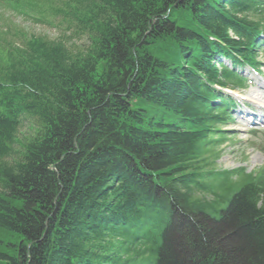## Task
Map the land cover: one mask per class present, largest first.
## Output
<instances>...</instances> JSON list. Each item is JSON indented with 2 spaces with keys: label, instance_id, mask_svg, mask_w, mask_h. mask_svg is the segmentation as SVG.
Instances as JSON below:
<instances>
[{
  "label": "trees",
  "instance_id": "1",
  "mask_svg": "<svg viewBox=\"0 0 264 264\" xmlns=\"http://www.w3.org/2000/svg\"><path fill=\"white\" fill-rule=\"evenodd\" d=\"M33 1L88 42L2 52L0 264H264V167L194 185L232 116L214 85L242 84L214 62L259 69L264 0Z\"/></svg>",
  "mask_w": 264,
  "mask_h": 264
},
{
  "label": "rangeland",
  "instance_id": "2",
  "mask_svg": "<svg viewBox=\"0 0 264 264\" xmlns=\"http://www.w3.org/2000/svg\"><path fill=\"white\" fill-rule=\"evenodd\" d=\"M52 20V17H50ZM57 25L43 24L42 22H35L33 18L28 15L19 14L12 12L7 8L0 7V47H7L9 43L18 42L23 44L26 38H29L31 35H44L52 39H61V33L66 31L67 28L63 26L62 30L60 27H55ZM17 29L27 32L26 37H23L22 33L17 34ZM69 35L67 40L70 42L69 46L74 50L77 48H83L87 44V39L84 36H80L76 33H66ZM3 48H0V53L3 52ZM263 79H264V69H263ZM262 80H259L257 85L254 84V87L244 89L243 95L246 98L251 100H256L258 104L263 105L261 102L264 98V89ZM263 95H262V94ZM239 94V95H242ZM181 123H183L181 121ZM19 128L17 137L18 142L14 146V151L8 157L9 160H17L24 152L23 142L28 141L30 136L35 132L37 125L33 117L25 116L22 124ZM226 129L230 130L228 134L227 141L221 147L222 148V157L217 162L218 168H231L236 166L247 167L248 171L256 169L258 166L264 164V154L261 151L257 150V147L252 146L251 141H255L253 145H258L263 143L264 139L259 135L252 137L248 133V125L245 120L240 116L235 119V122L232 123Z\"/></svg>",
  "mask_w": 264,
  "mask_h": 264
}]
</instances>
